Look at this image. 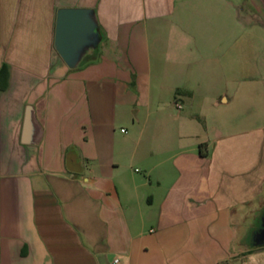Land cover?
Returning <instances> with one entry per match:
<instances>
[{"label": "crops", "instance_id": "0c3cea01", "mask_svg": "<svg viewBox=\"0 0 264 264\" xmlns=\"http://www.w3.org/2000/svg\"><path fill=\"white\" fill-rule=\"evenodd\" d=\"M60 6L98 19L76 67ZM261 7L0 0V264H264Z\"/></svg>", "mask_w": 264, "mask_h": 264}, {"label": "water", "instance_id": "95a60500", "mask_svg": "<svg viewBox=\"0 0 264 264\" xmlns=\"http://www.w3.org/2000/svg\"><path fill=\"white\" fill-rule=\"evenodd\" d=\"M101 40V32L93 7L60 6L56 11L54 47L69 67L78 66ZM39 126L35 121L33 106L26 107L22 140L35 141Z\"/></svg>", "mask_w": 264, "mask_h": 264}, {"label": "built area", "instance_id": "2783aa9c", "mask_svg": "<svg viewBox=\"0 0 264 264\" xmlns=\"http://www.w3.org/2000/svg\"><path fill=\"white\" fill-rule=\"evenodd\" d=\"M175 104L176 106L180 107L181 106V103L177 100H175ZM112 263L113 264H128L126 261L124 260H121L118 256H114L113 259H112Z\"/></svg>", "mask_w": 264, "mask_h": 264}, {"label": "flooded vegetation", "instance_id": "af4514ba", "mask_svg": "<svg viewBox=\"0 0 264 264\" xmlns=\"http://www.w3.org/2000/svg\"><path fill=\"white\" fill-rule=\"evenodd\" d=\"M261 3L264 4V0H261ZM263 225H264V221H263ZM256 239L261 241L264 240V226L261 227L256 235Z\"/></svg>", "mask_w": 264, "mask_h": 264}, {"label": "rangeland", "instance_id": "374dc122", "mask_svg": "<svg viewBox=\"0 0 264 264\" xmlns=\"http://www.w3.org/2000/svg\"><path fill=\"white\" fill-rule=\"evenodd\" d=\"M260 18L262 20H264V7H261ZM253 239H254V236L253 235H250V241L251 242H252Z\"/></svg>", "mask_w": 264, "mask_h": 264}, {"label": "trees", "instance_id": "16d2710c", "mask_svg": "<svg viewBox=\"0 0 264 264\" xmlns=\"http://www.w3.org/2000/svg\"><path fill=\"white\" fill-rule=\"evenodd\" d=\"M91 56V53L90 54H87L85 57H84V59H86V58H88V57H90Z\"/></svg>", "mask_w": 264, "mask_h": 264}]
</instances>
